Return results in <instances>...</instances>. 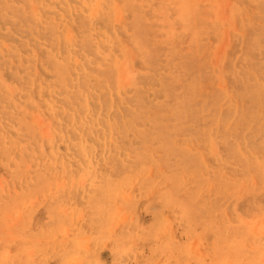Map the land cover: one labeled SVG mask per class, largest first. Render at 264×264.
I'll list each match as a JSON object with an SVG mask.
<instances>
[{"label": "rangeland", "instance_id": "rangeland-1", "mask_svg": "<svg viewBox=\"0 0 264 264\" xmlns=\"http://www.w3.org/2000/svg\"><path fill=\"white\" fill-rule=\"evenodd\" d=\"M0 264H264V0H0Z\"/></svg>", "mask_w": 264, "mask_h": 264}, {"label": "bare ground", "instance_id": "bare-ground-1", "mask_svg": "<svg viewBox=\"0 0 264 264\" xmlns=\"http://www.w3.org/2000/svg\"><path fill=\"white\" fill-rule=\"evenodd\" d=\"M28 28V27H27ZM22 40V39H21ZM257 42V41H256ZM30 48V47H29ZM19 54V53H18ZM31 83V82H30ZM28 86V85H27ZM221 98V97H220ZM229 99V98H228ZM215 106V105H214ZM242 111V110H241ZM195 115V114H194ZM186 116V115H185ZM147 127V126H146ZM151 127V126H150ZM249 127V126H248ZM238 147V146H237ZM246 157V156H245ZM257 158V157H256ZM80 165V164H79ZM145 170V169H144ZM224 170V169H223ZM143 173V172H142ZM140 175V174H139ZM141 175H143V174H141ZM107 176V175H106ZM178 178V177H177ZM214 178V177H213ZM251 178V177H250ZM238 179V178H237ZM130 181H131V179H130ZM239 184V183H238ZM131 187V186H130ZM75 191V190H74ZM151 191H153V190H151ZM129 194V193H128ZM128 197V196H127ZM144 197V196H143ZM134 198V197H133ZM162 218V217H161ZM156 221V220H155ZM27 225V224H26ZM29 225V224H28Z\"/></svg>", "mask_w": 264, "mask_h": 264}]
</instances>
